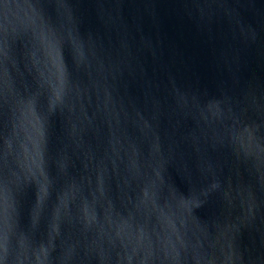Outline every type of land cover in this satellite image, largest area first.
<instances>
[{
  "label": "water",
  "instance_id": "1",
  "mask_svg": "<svg viewBox=\"0 0 264 264\" xmlns=\"http://www.w3.org/2000/svg\"><path fill=\"white\" fill-rule=\"evenodd\" d=\"M0 264H264V0H0Z\"/></svg>",
  "mask_w": 264,
  "mask_h": 264
}]
</instances>
